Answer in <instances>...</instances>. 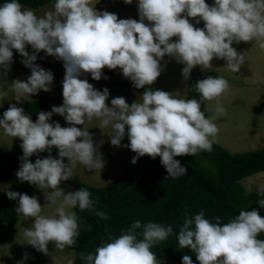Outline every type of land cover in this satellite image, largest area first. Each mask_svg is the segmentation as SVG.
<instances>
[{
    "label": "clouds",
    "instance_id": "9594fccd",
    "mask_svg": "<svg viewBox=\"0 0 264 264\" xmlns=\"http://www.w3.org/2000/svg\"><path fill=\"white\" fill-rule=\"evenodd\" d=\"M124 2L131 4L132 0ZM138 15L139 20L120 19L117 14L97 11L92 0H55L54 10L42 16L19 0L0 5V67L6 75L15 49L24 57L21 63L31 69L26 81L17 79L9 85L18 103L41 90L51 91L53 73L34 63L41 50L62 60L65 69L61 106L40 111L33 122L22 107L10 104L0 119V129L22 141L17 179L47 189L44 193L49 205L60 201L56 214L47 216L42 214L43 207L35 196L6 192L10 200L18 198L17 214L25 220L34 218L23 235L26 243L40 252L47 254L50 242L57 249L76 244L78 217L67 209L78 206L81 211H94L101 219L108 218L107 213L95 210L96 201L87 189L65 194L59 187L62 181L74 177L77 163L89 170L103 167L102 155L88 128L81 130L76 125L98 119L100 128H112L109 135L113 146H121L127 126L130 143L126 147L136 153L131 162L135 164L144 155L152 159L159 156L168 176L178 178L187 170L174 157L212 150L219 131L214 121L226 110L217 102L215 115L206 118L202 102L219 98L229 89V83L223 76L197 81L195 89L200 100L146 88L161 75V61L168 55L183 64L185 80L197 65L202 70L210 69L214 58L224 59L226 67L238 72L245 53H238L233 43L264 41V0H214L211 6L205 0H138ZM189 17L199 18L196 24L203 20L204 27H195ZM173 37L178 39L173 41ZM26 45L31 46L32 54L26 51ZM260 47L264 48V42ZM105 67L121 69L135 88L146 89L139 102L129 106L123 96H118L109 106L107 88L96 90L79 78L82 73H90L98 81ZM53 114L63 116L70 126L50 123ZM53 146L58 150V159L51 155L37 158L35 163L29 159L34 153H51ZM257 191L264 196V185ZM258 203L264 208V199ZM214 219L205 218L203 211L194 216L186 213L177 235L179 247L190 249L199 264H264V240L258 239L264 233V217L257 210H241L223 224L219 217ZM172 234V225L136 220L118 237L110 236L108 242H102L94 254L81 253V259L86 264H161L152 249ZM182 264H193L191 256L184 255Z\"/></svg>",
    "mask_w": 264,
    "mask_h": 264
},
{
    "label": "trees",
    "instance_id": "16d2710c",
    "mask_svg": "<svg viewBox=\"0 0 264 264\" xmlns=\"http://www.w3.org/2000/svg\"><path fill=\"white\" fill-rule=\"evenodd\" d=\"M10 0H0V5ZM27 8L38 9L55 0H19ZM210 6L214 0H205ZM107 76L108 79L103 77ZM208 76H217L214 71H196L185 84V98L200 100V94L195 89V83L206 79ZM95 89L103 87H118L130 89L142 94L146 89H137L133 83L126 80H117L111 71L105 67L102 69L100 80H87ZM152 90H156L155 87ZM205 101L202 102L201 110L204 111ZM26 115L36 121L40 111H51L46 103L39 99L28 100L22 104ZM205 113V111H204ZM1 115V112H0ZM207 118V115L205 113ZM50 123H60L62 127L70 126L63 116L53 114ZM50 139V138H49ZM23 155L20 145H16L8 152L0 155V181L6 185L0 194V223L12 227L18 219L15 209L17 200H10L6 192L15 191L26 193L30 196L35 185L21 182L16 177L20 167V159ZM51 155L59 158L58 150L53 146L51 153L48 151L34 153L31 162L37 158H46ZM132 159L136 153L131 150ZM179 160L187 173L172 178L160 162V157L152 159L148 155L140 157L135 164L121 177L113 181L107 187H91L76 178L64 181L71 192L80 188L87 189L92 193V199L96 201L95 210L107 213V219H101L94 211H81L78 206L73 212L78 217L79 236L75 245L66 247L73 252L72 264H86L81 259V253H95V249L102 242H108L109 237H118L122 230L127 229L136 220L142 224L147 222L161 223L165 226L172 225L173 234L165 241L154 246L152 251L156 253L161 264H182V257L189 255L193 264H199L195 254L190 249H181L178 245L177 235L182 225L185 214L194 216L201 211L205 218L215 222V217L220 222L227 223L239 211L257 210L264 217V208L258 201L263 197L257 192L246 193L240 181L253 174L264 171V150L247 151L230 154L221 146L213 143L212 150L200 151L194 155L174 157ZM67 162V158H64ZM138 233L142 229L137 230ZM142 238V237H140ZM264 240V233L258 236Z\"/></svg>",
    "mask_w": 264,
    "mask_h": 264
},
{
    "label": "rangeland",
    "instance_id": "374dc122",
    "mask_svg": "<svg viewBox=\"0 0 264 264\" xmlns=\"http://www.w3.org/2000/svg\"><path fill=\"white\" fill-rule=\"evenodd\" d=\"M92 2L97 11H108L117 14L120 19L132 18L139 20L138 0H132L131 4H126L124 0H92ZM32 10L37 16H42L45 12L54 10V2ZM188 19L195 27H204L203 20L196 24V19L199 18L189 17ZM145 23L149 22L145 20ZM176 39L178 38H172L173 41ZM261 42L264 41L253 40L233 43L232 47L238 53H245V61L238 72H233L226 67L224 59L217 58L211 61L212 67L208 69L214 71L217 76H223L229 83V89L216 100L205 101L203 109L208 117L215 115L217 102L226 110L225 115L219 116L214 121L219 131L213 143L221 146L230 154L264 150V48L260 47ZM12 51L13 62L6 75L3 68L0 67V119L3 118V112L8 109L10 104L22 107V104L28 100L39 99L51 108L53 106H61L63 103L62 83L65 76L63 61L58 60L54 56L46 55L43 50L37 53V60L34 63L45 70H50L54 75L53 83L50 85L51 91L44 92L41 90L24 100L23 103H18L14 98V94L9 91V85L17 79L26 81L31 75V69L21 63L24 57L15 49ZM26 51L29 54L33 53L30 45H26ZM161 67L163 70L153 83V87L184 97L185 83L187 81L182 76L184 65L178 63L175 58L165 55L161 61ZM110 71L117 80L127 79L119 68ZM196 71L205 70H202L197 65L191 71V75ZM90 75V73H82L79 78L88 80ZM105 88L109 90V97L106 101L109 106H111V100L118 96H123L130 106L135 101L139 102L142 95L133 90L118 87H103L96 90L103 91ZM99 125L100 121L96 118L86 122L85 125H76L81 130L84 127L88 128L89 133L93 137L94 146L97 147L104 161L103 167L96 170H89L83 164L77 163L74 177L91 187H107L125 174L132 166L131 149L126 147L130 143L127 137V126L125 127V137L121 141V146H113L109 135L112 133V128L110 126L100 128ZM21 143L22 141L19 138L7 136L3 129H0V155L8 152L16 145H21ZM32 158L33 155L29 159L32 160ZM240 184L246 193H258V187L264 185V171L242 179ZM59 187L63 189L65 194L71 192V188L64 181L60 183ZM5 188L6 185L0 181V194ZM44 191L48 190L45 189ZM44 191L35 185L30 197L35 196L38 198L39 203L43 207L42 214L47 216L55 215L56 207L60 201L56 205H49ZM262 197L264 199V196ZM67 210L73 211V209ZM33 223L34 218L25 220L19 214L17 222L12 227H7L4 223H0V264H17L21 260H23L24 264H72L73 252L66 248L57 249L54 243L50 242L48 244V253L45 254L26 243L23 235L24 228L30 227ZM25 253L28 254L27 259H24Z\"/></svg>",
    "mask_w": 264,
    "mask_h": 264
},
{
    "label": "crops",
    "instance_id": "0c3cea01",
    "mask_svg": "<svg viewBox=\"0 0 264 264\" xmlns=\"http://www.w3.org/2000/svg\"><path fill=\"white\" fill-rule=\"evenodd\" d=\"M212 71V70H211ZM186 84V83H185ZM206 113V112H205ZM207 115V114H206ZM207 118H208V115H207ZM75 178V177H74Z\"/></svg>",
    "mask_w": 264,
    "mask_h": 264
}]
</instances>
